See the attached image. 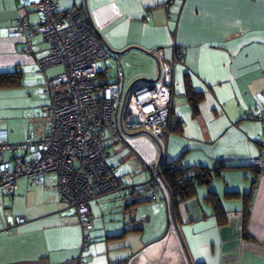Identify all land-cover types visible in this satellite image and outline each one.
<instances>
[{"label": "crops", "instance_id": "obj_1", "mask_svg": "<svg viewBox=\"0 0 264 264\" xmlns=\"http://www.w3.org/2000/svg\"><path fill=\"white\" fill-rule=\"evenodd\" d=\"M169 1L58 0L59 10L82 8L90 15L104 46H140L157 57L162 50L163 61L172 59L174 48L184 54L176 67L177 126L158 138L128 132L125 143L104 139L108 161L128 188L90 202L92 229L84 230L60 197L55 172L43 184L22 176L13 193L0 189V264H264V167L251 163L264 161V125L243 118L264 109V0ZM21 17L40 26L34 7L0 0V72L22 75L21 85L0 87V129L10 142L32 132L36 139L45 136L51 120L42 105L51 97L43 85L64 70L55 64L38 72L51 43L40 30L30 38L13 35ZM122 56L137 65L127 69L135 78L131 84L157 76L147 53L130 49ZM120 68L126 79L119 61L116 73ZM190 88L200 94L195 105ZM38 108L43 125L36 124ZM172 161L192 171L220 162L228 167L185 199H175L164 181L154 200L134 191L152 178L153 165ZM211 191L219 209L207 200ZM19 217L26 221L17 222ZM136 224L142 228L133 230ZM84 232L90 235L87 250Z\"/></svg>", "mask_w": 264, "mask_h": 264}, {"label": "built area", "instance_id": "obj_2", "mask_svg": "<svg viewBox=\"0 0 264 264\" xmlns=\"http://www.w3.org/2000/svg\"><path fill=\"white\" fill-rule=\"evenodd\" d=\"M19 2L35 8L40 26L21 17L12 34L30 38L42 31L51 43V52L38 60V72L44 73L55 64L64 65V70L43 85L51 97L42 105L43 114L51 120L44 137L29 135L24 141L10 142L7 130L0 129V189L13 193L22 176L43 184L46 174L55 172L60 197L75 209L81 227L89 230L94 226L90 202L128 188L108 161L104 139L125 143L128 132L158 138L173 130L177 120L176 67L185 61L184 54L174 48L172 59L163 61L160 50L159 78L134 81L125 96L128 88L121 68L115 81L103 83L99 79L100 61L115 54L101 43L82 8L59 10L58 0ZM243 118L264 125V109L245 112ZM251 163L264 167L259 158ZM151 170L152 178L143 188L154 200L162 174L158 165ZM25 221V217L17 219L19 223ZM89 241L90 235L84 232L82 250L88 249ZM78 261L82 263L81 256Z\"/></svg>", "mask_w": 264, "mask_h": 264}, {"label": "trees", "instance_id": "obj_3", "mask_svg": "<svg viewBox=\"0 0 264 264\" xmlns=\"http://www.w3.org/2000/svg\"><path fill=\"white\" fill-rule=\"evenodd\" d=\"M104 75H106L104 70L102 71L99 70V79L103 83H108L107 81H105ZM21 84H22V75L20 71L0 72V87H12V86H18ZM188 95H189L190 101L194 105L197 99L200 98V94L195 92L191 88L189 90ZM176 126H177V123L175 122L173 129H176ZM227 167L228 165H226L224 162H220L217 165V168L210 169L206 166H198L194 168L192 171L190 170L191 167H184L175 161L163 162L160 164L162 180L159 182V184L162 183V181H164V183H166V185L169 187L175 199H178V200L185 199L194 194L197 188V185L210 183L215 175H217L218 173L221 172L222 169L227 168ZM143 185L144 184H141L140 186H134V191L138 190L140 192L141 191L145 192ZM228 193H233V192L229 191ZM175 199H174V205L176 207ZM207 200L213 203L219 209L220 201L215 192L211 191ZM218 213H220V210H218ZM219 220L220 222L222 221L221 216ZM141 228L142 227L140 226V224H136V227L132 229L140 230ZM125 231H127V229H125ZM125 231L116 236L124 235Z\"/></svg>", "mask_w": 264, "mask_h": 264}, {"label": "rangeland", "instance_id": "obj_4", "mask_svg": "<svg viewBox=\"0 0 264 264\" xmlns=\"http://www.w3.org/2000/svg\"><path fill=\"white\" fill-rule=\"evenodd\" d=\"M126 57L127 56H120V58H119L120 60L119 61H120V63L122 64V66L124 67V69L126 71L125 86L128 87L131 84V82L135 79V78H131V76L129 75V73L127 71L128 66H133V67L137 68L136 67L137 65H136L135 61L132 58H126ZM119 61L117 59H114L111 56H109L108 58L101 60L100 63H99L100 67L103 68L106 71L107 75H105V78H107V80L109 79L110 80L109 82H113L114 79L112 80V78H114V76L117 74L116 72H117V69H118ZM116 78H117V76H116ZM32 112L33 111L30 112V115L33 114ZM36 116H38L37 118L35 117L36 118V124L43 125L41 120H40V118L43 117L42 116V111H41L40 108H38V110L36 111ZM17 124H19V121H17ZM49 124H50L49 121H46L45 126L48 127ZM31 134H33V132ZM113 146H115V144L112 145L111 148H110V152H111L112 156L114 155Z\"/></svg>", "mask_w": 264, "mask_h": 264}, {"label": "water", "instance_id": "obj_5", "mask_svg": "<svg viewBox=\"0 0 264 264\" xmlns=\"http://www.w3.org/2000/svg\"><path fill=\"white\" fill-rule=\"evenodd\" d=\"M88 19H89V22L91 23V26L95 29V32L97 33V35H99V37L101 38L102 41H104V39L101 37V35L99 34V32L97 31V29L95 28L93 22H92V19H91V16L88 14ZM105 45L107 48H109L114 54H115V57L120 60V56L124 55L127 51H129L130 49H139L145 53H147L148 55L152 56L155 61H156V64H157V69H158V74L155 78H142V79H137V80H146V81H155L159 78L160 76V61L158 59V57L155 55V53H153L152 51H149L148 49H145L143 47H140V46H134V47H127L126 49H123V50H115V49H112L106 42H105ZM128 90L129 88L126 90V93H125V96L126 94L128 93ZM145 133V132H144ZM147 134V133H146ZM149 135V134H148ZM160 166V163L158 164V167Z\"/></svg>", "mask_w": 264, "mask_h": 264}]
</instances>
